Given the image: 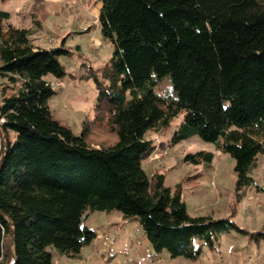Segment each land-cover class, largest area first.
<instances>
[{
    "label": "trees",
    "instance_id": "1",
    "mask_svg": "<svg viewBox=\"0 0 264 264\" xmlns=\"http://www.w3.org/2000/svg\"><path fill=\"white\" fill-rule=\"evenodd\" d=\"M99 1L115 54L100 70L83 63L79 75L58 60L69 51L42 49L0 11V264H53L50 248L78 257L97 237L85 226L95 212L137 219L154 251L172 259L195 261L201 243L214 248L219 234L241 231L230 219L192 217L184 181L167 188L144 162L155 150L150 136L183 114L174 143L199 136L229 155L237 200L254 183L264 156V0ZM47 76L94 83L93 115L79 135L54 118ZM166 77L173 98L156 90ZM95 131L114 142L97 146ZM213 161L211 152L185 158Z\"/></svg>",
    "mask_w": 264,
    "mask_h": 264
},
{
    "label": "rangeland",
    "instance_id": "2",
    "mask_svg": "<svg viewBox=\"0 0 264 264\" xmlns=\"http://www.w3.org/2000/svg\"><path fill=\"white\" fill-rule=\"evenodd\" d=\"M101 7L99 0H0V11L10 15L11 24L29 30L34 44L45 50L69 51L70 55L58 60L69 74L77 75L83 63L100 70L114 57L115 47L100 31ZM46 80L56 81L52 76ZM63 82L66 90L54 86L55 95L49 105L54 118L79 135L78 129L92 117L93 108L77 111L70 99L95 91V86L92 81L79 82L70 76ZM156 90L170 98L176 96L168 77L158 82ZM183 117H176L164 134L150 136L155 149L165 151V155L153 161L150 156L144 162L148 176L156 171L164 173L165 187L171 189L184 181L183 200L192 217L230 219L241 231L232 229L219 234L214 248L201 243L202 254L195 261L172 259L167 251H154L137 219L126 220L119 211L95 212L85 222L97 234L92 244L76 258L50 248L53 264H264V240L254 237L264 233V193L258 192V188H264V156L259 157L258 167L251 174L254 183L245 187L242 198L237 200L235 161L229 155L217 151L214 144L199 136L174 143ZM92 141L97 146L110 145L114 138L95 131ZM200 152L213 153V163L195 166L185 162L188 155Z\"/></svg>",
    "mask_w": 264,
    "mask_h": 264
},
{
    "label": "crops",
    "instance_id": "3",
    "mask_svg": "<svg viewBox=\"0 0 264 264\" xmlns=\"http://www.w3.org/2000/svg\"><path fill=\"white\" fill-rule=\"evenodd\" d=\"M51 82H52L53 87L59 86L61 88V90H64V89L66 90V88H67V86L63 82V80H60V81L56 80V81H51ZM53 83H55V84H53ZM60 84H63V86H61ZM96 98H97L96 90L95 91L90 90V92L88 94H76L75 97H71L70 100H71L72 105H73L75 110L86 112V111L91 110V108H94ZM78 130L80 133L81 130L80 129H78Z\"/></svg>",
    "mask_w": 264,
    "mask_h": 264
},
{
    "label": "built area",
    "instance_id": "4",
    "mask_svg": "<svg viewBox=\"0 0 264 264\" xmlns=\"http://www.w3.org/2000/svg\"><path fill=\"white\" fill-rule=\"evenodd\" d=\"M165 155V151L164 153L159 151V148L158 149H155V152L151 154V160H160L163 156ZM4 261V257L0 258V262H3ZM4 264H16V261L14 258H11L9 260H7Z\"/></svg>",
    "mask_w": 264,
    "mask_h": 264
}]
</instances>
